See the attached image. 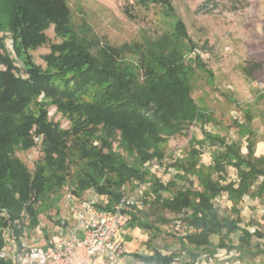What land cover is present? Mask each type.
Listing matches in <instances>:
<instances>
[{
  "label": "trees",
  "instance_id": "1",
  "mask_svg": "<svg viewBox=\"0 0 264 264\" xmlns=\"http://www.w3.org/2000/svg\"><path fill=\"white\" fill-rule=\"evenodd\" d=\"M71 18L66 0H0V249L7 229L22 246L26 229L40 228V205L57 203L63 191L76 199L93 191L97 206L111 211L124 186L134 184L139 199L125 226L162 237L166 250L133 253L138 260L215 264L225 250L233 260L264 264V213H241L243 203H264L253 108L233 101L241 111L231 121L235 139L204 128L214 113L193 98L192 83L196 70L212 73L179 18L171 36L134 47L101 42L87 27L76 30ZM50 27L59 41L49 39ZM46 44L42 67L30 51ZM256 96L264 101V93ZM49 106L67 116L68 127L48 116ZM198 123L201 136L191 135L183 153L168 157L162 144ZM35 145L42 155L29 168L15 147ZM0 264L12 263L0 257Z\"/></svg>",
  "mask_w": 264,
  "mask_h": 264
},
{
  "label": "rangeland",
  "instance_id": "2",
  "mask_svg": "<svg viewBox=\"0 0 264 264\" xmlns=\"http://www.w3.org/2000/svg\"><path fill=\"white\" fill-rule=\"evenodd\" d=\"M150 1L66 0L72 16L71 22L76 30L87 27L88 35L94 33L101 42L113 46L126 42L134 47L146 40L151 44L162 35L171 36L174 20H182L186 34L196 43L195 51L212 73L210 76L202 70H196L192 83L193 98L201 108L214 113V120L204 128L218 130L227 134L228 138L235 139L238 135L231 121L232 117L241 115V111L233 101L236 100L239 107L251 106L255 114L252 126L259 139L255 153L264 154V101L257 99L258 90L255 87L256 81L264 80V0H170L169 6ZM129 11L130 16L126 14ZM46 33L51 41H59L54 36L52 27ZM1 34L5 36L6 47L10 49V34L6 31ZM48 50L47 44L31 50L34 62L45 67L42 56ZM127 55H134V61L136 60L137 54L127 52ZM16 64L21 66L19 61ZM47 114L64 128L70 124L67 116L56 112L54 106L48 107ZM201 134L198 123L162 145L169 157L183 153L188 148L191 135L200 137ZM115 145L116 143L113 144ZM14 154L29 168H33L42 155L39 145L27 150L17 146ZM151 169L158 175L161 174L162 166L153 162ZM123 190L125 194L139 199V189L134 184H126ZM90 192L84 193V196H88ZM64 193L65 191L57 203L49 205L44 201L40 205V228L26 229L21 236L24 244L42 243L41 236L50 239L55 225L59 224L56 221L58 217L67 220L63 234H69L73 221L71 206L65 200ZM247 207L244 209L246 218H256L258 214L264 213V203L255 209ZM25 221L27 223L28 220ZM119 231L116 238L123 240ZM77 237L80 238L81 234L77 233Z\"/></svg>",
  "mask_w": 264,
  "mask_h": 264
},
{
  "label": "built area",
  "instance_id": "3",
  "mask_svg": "<svg viewBox=\"0 0 264 264\" xmlns=\"http://www.w3.org/2000/svg\"><path fill=\"white\" fill-rule=\"evenodd\" d=\"M9 45V50L13 51L12 39ZM255 87L264 93V80L256 81ZM40 138L34 136L37 142ZM65 200L71 206L73 221L69 234H63L66 220L63 217L61 223L55 225L52 237L47 240L41 236L43 242L39 244L19 246L13 231L7 229L0 257L9 259L12 264H129L130 261L146 264L134 263L127 255L123 240L116 238L128 221V211L137 201L135 196L124 194L111 211L97 206L98 196L93 191L81 199L67 193ZM77 233L81 234L80 238Z\"/></svg>",
  "mask_w": 264,
  "mask_h": 264
},
{
  "label": "crops",
  "instance_id": "4",
  "mask_svg": "<svg viewBox=\"0 0 264 264\" xmlns=\"http://www.w3.org/2000/svg\"><path fill=\"white\" fill-rule=\"evenodd\" d=\"M247 206L248 205H246V203H243L242 210H241L242 215H246L244 209L248 208ZM65 227H67V223ZM119 233H120V237L123 239V242L125 244L127 255L133 258V260L135 261L134 263H138V262L140 263L142 261L135 258L133 253L137 252V253H149L150 254L151 247H156L160 249L163 253L166 252V250L164 249L165 242L162 241V237L160 236L154 237L153 233L150 232L149 230H145L137 226L130 228L124 225L120 229ZM212 240L216 241V238H213ZM232 257L233 255L231 252L227 253L225 250H219L215 254L214 263L215 264H246V263H243L237 260H233ZM96 262H99V259H96ZM203 263L205 262L203 261ZM129 264H133V263L130 261ZM173 264H180V263H173Z\"/></svg>",
  "mask_w": 264,
  "mask_h": 264
}]
</instances>
